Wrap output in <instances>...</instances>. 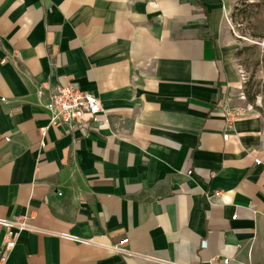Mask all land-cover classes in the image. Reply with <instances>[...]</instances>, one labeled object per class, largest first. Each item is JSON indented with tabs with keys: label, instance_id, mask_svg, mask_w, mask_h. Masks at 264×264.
Listing matches in <instances>:
<instances>
[{
	"label": "crops",
	"instance_id": "obj_1",
	"mask_svg": "<svg viewBox=\"0 0 264 264\" xmlns=\"http://www.w3.org/2000/svg\"><path fill=\"white\" fill-rule=\"evenodd\" d=\"M227 13L0 0V218L44 230L7 264H264V117L237 108ZM70 85L101 101L96 127L50 125L46 88Z\"/></svg>",
	"mask_w": 264,
	"mask_h": 264
},
{
	"label": "rangeland",
	"instance_id": "obj_2",
	"mask_svg": "<svg viewBox=\"0 0 264 264\" xmlns=\"http://www.w3.org/2000/svg\"><path fill=\"white\" fill-rule=\"evenodd\" d=\"M225 36L240 73L237 108L264 117V0H225Z\"/></svg>",
	"mask_w": 264,
	"mask_h": 264
},
{
	"label": "built area",
	"instance_id": "obj_3",
	"mask_svg": "<svg viewBox=\"0 0 264 264\" xmlns=\"http://www.w3.org/2000/svg\"><path fill=\"white\" fill-rule=\"evenodd\" d=\"M50 94L49 101L45 104V110L50 116V125L54 127H68L91 129L97 126L100 118L106 116L101 101L93 94L84 92L79 88L70 86H47ZM43 88H38L41 94ZM234 111H229L227 118L233 122L237 118ZM227 140V135L223 137ZM236 216L232 219L235 220ZM0 227L3 228V238L0 245V264H7L11 252L15 249L18 239L23 232L35 234L44 233V230L33 226L27 217L13 219L0 218ZM60 238L78 244L91 245L93 240L78 236L61 234ZM127 240H121L117 245L111 246L114 253L123 256L132 254L124 248Z\"/></svg>",
	"mask_w": 264,
	"mask_h": 264
}]
</instances>
